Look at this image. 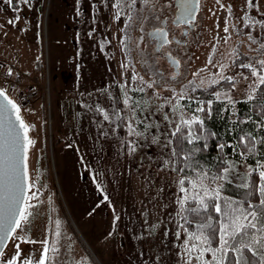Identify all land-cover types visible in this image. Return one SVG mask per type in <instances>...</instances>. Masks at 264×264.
I'll use <instances>...</instances> for the list:
<instances>
[{
    "label": "rangeland",
    "instance_id": "obj_1",
    "mask_svg": "<svg viewBox=\"0 0 264 264\" xmlns=\"http://www.w3.org/2000/svg\"><path fill=\"white\" fill-rule=\"evenodd\" d=\"M12 3L0 0V49L7 48V57L0 58V66L18 68L21 85L38 87L31 102L19 101L26 123L34 125L29 136L36 143L29 149L28 174L29 183L37 182L41 201L32 210L31 223L27 226V234L38 243H22L21 260L33 253L39 259L43 248L40 241L47 235L51 246L53 237L49 230H54L55 221L59 220L60 253L53 264H84V261L87 264H185L178 255L185 238L183 230L180 240L174 235L179 208L176 181L180 175L171 170V163L165 166L173 158L170 149L163 146L165 133L170 135L179 119L172 112L176 103L172 90L179 93L186 86L190 89L189 82L193 80L197 85L204 80L205 85L200 87H208L210 80L216 78L219 63L229 66L225 75L235 76L240 72L249 75L247 69L236 67L233 60L238 64L246 57L264 59V50H257L264 43V28L258 25L247 28L241 18L246 10L256 19L264 20L260 15L264 13V0H258V9L246 8V0L220 3L201 0L194 28L185 37L186 43L173 42L163 48L179 57V74L163 51H155V39L148 37L150 29L161 26L163 19L170 22L174 17L172 0H147V3L136 0L130 28H125L127 9L117 21L113 15L115 9L110 4L105 7L101 0H31L28 5L12 0ZM221 4L225 7L221 8ZM229 5L232 16L228 15ZM226 19L227 33L224 32ZM9 20L15 22L9 24ZM171 27L173 33L183 37L182 25ZM25 30L36 35V49L29 48L25 53L28 61H33L36 54L37 75H29L16 66L20 63L15 54L25 49L22 40ZM125 32L130 33L132 40L127 50L120 42ZM249 33L257 43L248 39ZM105 40L110 43H104ZM209 58L212 64H208ZM124 64L128 67H122ZM197 72L200 74L194 76ZM134 73L156 84L143 93L122 88L125 81L132 86ZM249 79L253 78L249 76ZM246 84L238 80L231 93L233 99H245ZM227 90V86L217 89ZM125 91L132 98L130 105L133 100L140 102L137 120L144 119L153 125L131 153L126 141L133 137L127 136L123 122L113 134V126L86 107L99 104L110 115L119 110L123 116L129 112L123 103ZM14 92L22 99V88ZM179 103L186 105L184 100ZM184 111L185 118L193 115L188 108ZM165 114L174 121L172 124L163 119ZM153 137H158L160 143H153ZM248 165L237 164L236 171L243 174ZM15 242L7 244L5 259L14 253ZM205 258L211 259V255Z\"/></svg>",
    "mask_w": 264,
    "mask_h": 264
},
{
    "label": "snow or ice",
    "instance_id": "obj_2",
    "mask_svg": "<svg viewBox=\"0 0 264 264\" xmlns=\"http://www.w3.org/2000/svg\"><path fill=\"white\" fill-rule=\"evenodd\" d=\"M6 2L12 4V0H6ZM20 2L28 5L31 0H17V3ZM144 2L147 3V0H144ZM172 2L178 6V11L177 7L172 8L173 13H175L172 23L177 26L194 25L201 0H172ZM220 2L221 0H217V3ZM101 3L105 7L110 4L115 9L113 15L117 21L121 19V16L125 14V9H127L125 28L131 27L136 0H101ZM224 7L221 4V8ZM227 7L228 15L232 16L231 5ZM254 7L259 8L258 0L256 3H254V0H246V8ZM260 15L264 16V13H260ZM15 19L18 20L19 17ZM241 19L246 21L244 26L247 28H255L257 25L264 28V20L256 19L246 10ZM14 22V20L8 21L9 24ZM167 23V21H163L162 26L157 27L150 33L157 41L156 47L158 50L173 43V40L169 39V33L165 27ZM217 27H219L218 24ZM228 31V20L226 19L224 32L227 33ZM89 35H91V32ZM182 35H187V33H182ZM248 39L252 43H257L256 38L250 33ZM120 42L127 50L132 42L130 33L125 32ZM104 43L110 42L105 40ZM175 43L179 44L180 41L176 40ZM101 46L103 47V44ZM257 50H264V43H260ZM165 55L168 56L176 68H179L180 61L173 58L171 52H166ZM212 63V59L209 58L208 64ZM233 64L238 68L247 69L249 75H244L243 72L237 73L235 76L225 75V70L229 66L219 63L217 65L219 71L214 74L216 78H212L207 86L211 87L224 82L228 86V90L213 91L211 95L216 100L223 99L227 101V104L233 108L237 103L256 100V107L264 109V90L261 87L264 86V59L246 57L241 59L238 64L233 60ZM122 67L127 68L128 65L124 64ZM200 71H204V69ZM12 74V69L9 68L7 75L11 76ZM199 74L197 72L193 75L198 76ZM160 75L163 78L162 74ZM249 76L253 79L250 80ZM173 79H175V76H173ZM239 79L247 82L244 89V101L233 99L231 94L236 89ZM131 81L132 86L129 85L128 81H125L121 87L129 91L143 93L146 88H152L156 84V81H145L142 76L136 73L132 75ZM189 85L190 89L186 86L179 93H176L175 89L172 90L174 93L173 99L176 100V103L172 105V112L178 114L179 119L175 122V127L170 131V135L165 133V141L163 142V146L170 149L173 158L166 161L165 166L171 163L173 165L171 170L173 172L177 171L174 165L178 149L181 153L178 159L183 161L179 168V173L183 175L179 176L176 181L178 186L176 203L179 208L176 212L178 221L174 235L177 240H180L181 230H183L185 238L181 245L182 251L178 255L184 259L185 264H193V260L196 261V264H264V163L256 160L255 167L248 165L247 170L240 174L236 171L237 164L235 161L221 156L217 158L219 162L216 164L215 171L210 174V169L202 165L196 157L197 153L207 149V137L214 136L215 133L209 132L205 127V120L195 113L206 112L207 117L210 118L213 111V100L195 101L197 105L195 109L189 108V105H180L179 102L182 100H188L189 103L193 102L189 90L194 92L198 87L204 86L205 81L201 80L200 84L197 85L193 80L189 82ZM123 97L124 105L129 108V112L123 116L119 110L112 111L110 115L99 104L95 107L88 104L86 107L94 113L102 115L103 120L108 121L113 126V134H115L117 128L122 126L121 122H123L127 136L133 137V139L126 141L129 146L128 150L131 153L136 151L137 141L142 137H146L153 125L146 123L144 119L137 120L136 109L140 106L138 100H133L130 105L129 101L132 98L128 95V91L123 93ZM166 103L171 104L172 101L166 100ZM205 105H207V109ZM159 107H163V105ZM185 108H188L194 114L189 118H185ZM221 110L229 111L228 108ZM163 119L168 121L169 124L174 122L169 119L167 114L163 116ZM141 124L143 127H138ZM261 124H264V120H261ZM33 128L34 125H29L23 119L21 105L8 96L6 88L0 87V264H53L60 253L61 222L56 220L55 229L49 230L53 237L51 246L46 235L40 241L43 248L39 259H35L33 253L29 254L26 259L21 260V244L38 243L27 234V226L31 223L30 218L33 216L32 210L41 203L37 182H28L27 153L36 143L29 136ZM103 134L107 135L108 133ZM177 137L176 145L173 147V139ZM201 140L204 141L203 148L199 146ZM185 141L191 147H186ZM152 142L160 143V140L158 137H153ZM259 142L264 144V137ZM256 144L257 140L250 132L239 136L236 147L243 146L245 149V151L239 152V155L241 157H244L246 153L256 155ZM225 146L224 143H219L217 149L223 152ZM227 146L233 147V151L236 152V147L231 144ZM253 173L257 174L258 183L251 179ZM233 180L241 181L237 187L246 190L244 192L245 198L255 194L258 197V203L254 204L250 199L236 200L222 195L224 184H231ZM33 189L36 190L33 191ZM28 192H31L30 196L27 194ZM104 199H107V197H104ZM32 201L37 203H32ZM213 214L217 217L215 224L213 223ZM115 219L119 220V216H116ZM165 235H167V232ZM9 241H16L14 243V253L10 259H5V249ZM214 241L216 247H213ZM246 252L250 253L251 256H247ZM207 254L211 255V259L205 258ZM84 264H87V262L84 261Z\"/></svg>",
    "mask_w": 264,
    "mask_h": 264
},
{
    "label": "trees",
    "instance_id": "obj_3",
    "mask_svg": "<svg viewBox=\"0 0 264 264\" xmlns=\"http://www.w3.org/2000/svg\"><path fill=\"white\" fill-rule=\"evenodd\" d=\"M221 86L227 85L224 82H221V84L212 85L211 87H198L194 92H191L193 102L189 103L188 100H184V103L189 105V108L191 109H195L197 106L195 101H207L209 99L213 100V111L210 118L207 117L206 112L195 113L205 120V127L208 129V131L215 133L214 136L207 137V149L197 153L196 157L200 160L202 165L210 169V174L215 171L216 164L219 162L217 158L221 156L227 158L228 160L235 161L237 164L245 162L253 167H255L256 160H260L261 162L264 161V155H262V153H264V144L259 142L260 139L264 137V124H261V120H264V109L256 107V100L247 103H237L234 108L231 105H228L227 101L223 99L216 100L215 97L211 95V93L213 91H217V89ZM261 87L262 90H264V86ZM7 94L19 104L20 100L14 91L7 90ZM239 101H244V99H240ZM205 108L207 109V105H205ZM224 108H228L229 111H222L221 109ZM249 117H251V119H249ZM249 132L252 133L253 137L257 140V153L256 155L246 153L244 157H241L239 152L245 151V149L243 146L236 147L238 137ZM176 139H178V137L173 139V147L176 145ZM203 143V140L199 142V146L201 148H203ZM219 143H224L226 145L223 152H220L217 149V144ZM229 144L236 147V152L233 151V147L227 146ZM185 146L191 147L190 145H187L186 141ZM180 155L181 153L178 149L176 163L174 166L177 169L176 172L182 176L183 174L179 173V168L183 164V161L178 159ZM251 179L257 183L259 182L256 173L252 174ZM238 184L239 183L236 182H232L231 184L225 183L222 193L236 200L250 199L252 203H258V197L255 194L251 197L245 198L244 192L246 190L237 187ZM185 186L187 187L188 185L186 184ZM216 219L217 217L215 214H213L214 224ZM216 246V242L214 241L213 247ZM245 254L247 256H251L250 253L246 252Z\"/></svg>",
    "mask_w": 264,
    "mask_h": 264
},
{
    "label": "built area",
    "instance_id": "obj_4",
    "mask_svg": "<svg viewBox=\"0 0 264 264\" xmlns=\"http://www.w3.org/2000/svg\"><path fill=\"white\" fill-rule=\"evenodd\" d=\"M11 68V67H9ZM9 68H5L0 66V87H4L7 90L14 91L22 88L23 94L22 99L20 97V101H24L25 103H29L35 96V93L38 91V87L33 84H25L21 85L20 80H22V76L18 71V68L12 67L13 74L11 76L7 75Z\"/></svg>",
    "mask_w": 264,
    "mask_h": 264
},
{
    "label": "crops",
    "instance_id": "obj_5",
    "mask_svg": "<svg viewBox=\"0 0 264 264\" xmlns=\"http://www.w3.org/2000/svg\"><path fill=\"white\" fill-rule=\"evenodd\" d=\"M13 4V3H12ZM17 7H19V6H16V9H18ZM11 9L12 10H15V8H14V6L13 5H11ZM39 18L40 17H38V20H39ZM35 21V20H34ZM36 22V21H35ZM35 32H32V31H30V30H25V32H24V34H23V38H22V40H23V43L25 44V49H23V50H20V51H17V54H15V59H16V61L17 62H19L20 64H21V66H20V64H18V65H16V66H19L20 68H22L24 71H26V72H28V74L30 73V74H32V75H37V72H38V69H37V62L38 61H36V54H34V59H33V61H28L27 60V52L25 53V51L27 50V49H32V50H34V49H36L35 47H36V45L34 44V40L35 41H37V39H36V35L34 34ZM22 43V44H23ZM23 48H24V46H23ZM6 47H4V48H1L0 50L2 51V52H0V58H2V59H4V58H6L7 57V55L5 54L6 53ZM19 49H22V48H18V50ZM19 56V57H18ZM29 74V75H30Z\"/></svg>",
    "mask_w": 264,
    "mask_h": 264
},
{
    "label": "flooded vegetation",
    "instance_id": "obj_6",
    "mask_svg": "<svg viewBox=\"0 0 264 264\" xmlns=\"http://www.w3.org/2000/svg\"><path fill=\"white\" fill-rule=\"evenodd\" d=\"M175 7H177V11H178V6L177 5H175ZM175 15V14H174ZM172 20H173V18L171 19V21L170 22H168V20L167 19H163L162 21H161V26H162V22L163 21H167L168 23L165 25V27H166V29L168 30V33H169V39H171V40H173V42H175L176 40H179L180 41V43L179 44H185L186 43V39H185V37H186V35H181V36H183V37H179L177 34H175V33H173V29H172V25H174V26H177V25H175V24H173L172 23ZM160 27V26H159ZM182 27H184L183 29H182V33H187V35H189V32L194 28V25H192V26H186V25H182ZM157 27H155V28H152V29H150L149 31H148V37H150L151 39H155L152 35H150V33H152L155 29H156ZM171 33V34H170ZM156 44H157V41H156V39H155V51L157 52V53H161L162 51H163V49H157V47H156ZM177 44V43H176ZM170 45V44H169ZM167 46V45H166ZM165 46V47H166ZM164 47V48H165ZM166 52H171L172 53V57L173 58H175V59H178L179 61H180V59H179V57L175 54V53H173L171 50H165V51H163V56L164 57H166V60L169 62V64L174 68V71L177 73V74H179V72H180V69L179 68H175V66L172 64V61L168 58V56L167 55H165V53ZM180 67V66H179Z\"/></svg>",
    "mask_w": 264,
    "mask_h": 264
},
{
    "label": "water",
    "instance_id": "obj_7",
    "mask_svg": "<svg viewBox=\"0 0 264 264\" xmlns=\"http://www.w3.org/2000/svg\"><path fill=\"white\" fill-rule=\"evenodd\" d=\"M176 68V67H175ZM10 97V96H9ZM11 98V97H10ZM12 99V98H11ZM21 115H22V113H21ZM22 117H23V115H22ZM23 119H24V117H23ZM25 120V119H24ZM26 122V121H25ZM28 155H29V150H28V153H27V162H28ZM28 182H29V180H28ZM28 194V193H27ZM9 243V242H8Z\"/></svg>",
    "mask_w": 264,
    "mask_h": 264
}]
</instances>
